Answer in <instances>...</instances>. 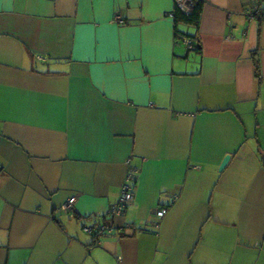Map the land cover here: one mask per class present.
Returning a JSON list of instances; mask_svg holds the SVG:
<instances>
[{"label":"crops","instance_id":"0c3cea01","mask_svg":"<svg viewBox=\"0 0 264 264\" xmlns=\"http://www.w3.org/2000/svg\"><path fill=\"white\" fill-rule=\"evenodd\" d=\"M249 3L200 0L195 24L175 0H0V264H264ZM129 168L133 201L87 233Z\"/></svg>","mask_w":264,"mask_h":264},{"label":"built area","instance_id":"2783aa9c","mask_svg":"<svg viewBox=\"0 0 264 264\" xmlns=\"http://www.w3.org/2000/svg\"><path fill=\"white\" fill-rule=\"evenodd\" d=\"M197 1L198 0H175V4L185 14H189L192 11L194 4ZM260 1L261 0H250L247 13L251 18L258 16L261 19H264V10L261 9ZM113 19L115 21L122 22V18L120 17V15H115ZM185 43L188 48L193 47V42L191 41V39H186ZM132 173H133V168H129L128 172L126 173L125 180L123 184L121 185L120 195H119L118 200L110 206L108 212L106 213V217H107L106 222L102 225H96L94 223L88 226H84V230L87 233H92L95 236L96 235L100 236L104 234L105 232H109L114 227V224H113L114 218L117 217L124 210L126 205L130 203L131 201H133L134 199V193H133L134 183H133ZM74 200H75V196L69 197L66 201L62 203L61 208L64 210L72 209ZM165 213H166V208H158V210L156 211V214L158 216H162ZM128 227L130 226L128 225ZM132 228H134V226Z\"/></svg>","mask_w":264,"mask_h":264},{"label":"trees","instance_id":"16d2710c","mask_svg":"<svg viewBox=\"0 0 264 264\" xmlns=\"http://www.w3.org/2000/svg\"><path fill=\"white\" fill-rule=\"evenodd\" d=\"M199 3L200 0H198L195 4L194 7L192 9V11L189 14H185L183 11H181L179 8L176 7V11L178 14L181 15V17H183V19L187 20V21H191L194 22L195 24H197V20H198V16H199ZM194 46V43H193ZM256 75H259V67H256Z\"/></svg>","mask_w":264,"mask_h":264},{"label":"water","instance_id":"95a60500","mask_svg":"<svg viewBox=\"0 0 264 264\" xmlns=\"http://www.w3.org/2000/svg\"><path fill=\"white\" fill-rule=\"evenodd\" d=\"M229 157H230V155H226V156L223 158V160H222V162H221V164H220L219 169H222V168L226 165V163H227Z\"/></svg>","mask_w":264,"mask_h":264}]
</instances>
